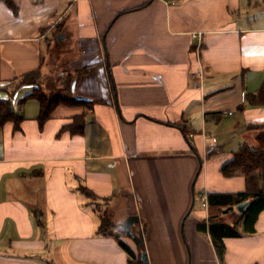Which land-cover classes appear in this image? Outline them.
<instances>
[{"label": "crops", "instance_id": "1", "mask_svg": "<svg viewBox=\"0 0 264 264\" xmlns=\"http://www.w3.org/2000/svg\"><path fill=\"white\" fill-rule=\"evenodd\" d=\"M32 71L83 102L41 126ZM0 100L23 116L0 125V264H129L97 234L103 205L139 216L150 264H264V209L223 262L196 229L264 131V0H0Z\"/></svg>", "mask_w": 264, "mask_h": 264}, {"label": "trees", "instance_id": "2", "mask_svg": "<svg viewBox=\"0 0 264 264\" xmlns=\"http://www.w3.org/2000/svg\"><path fill=\"white\" fill-rule=\"evenodd\" d=\"M38 74L39 71L27 73L20 78V83L35 85L32 92L25 96L22 101L27 98H34L39 102L40 108L37 118L41 126L58 105H75L83 102L61 91L46 93L37 80ZM22 119L23 116L12 108L10 101L0 100V125L10 120L18 128L19 121ZM84 127L85 114L82 113L64 124L60 132L68 130L71 133H82ZM259 128H264V125ZM256 139V148L242 145L234 150L231 159L221 166V171L226 176L242 173L245 177V188L237 192H209L207 194L208 218L196 222L197 231L209 235L219 262H223L224 259V238L254 233L256 219L264 209V131L260 132ZM241 203H246L243 211H239L237 208ZM228 213L230 216L226 217ZM135 228L134 226L133 229L135 230ZM97 234L113 236L126 251L129 264H143L141 259L142 247L135 242L139 249L138 255L123 240V236H130L120 229L119 224L111 218L108 211H102L100 214Z\"/></svg>", "mask_w": 264, "mask_h": 264}, {"label": "water", "instance_id": "3", "mask_svg": "<svg viewBox=\"0 0 264 264\" xmlns=\"http://www.w3.org/2000/svg\"><path fill=\"white\" fill-rule=\"evenodd\" d=\"M246 203H241L237 206L239 211H243ZM139 221L138 215H129L122 223L119 224V227L122 231L127 233L138 245L142 247L141 259L143 264H150L147 250L145 248V241L141 233H136L133 231V224Z\"/></svg>", "mask_w": 264, "mask_h": 264}, {"label": "rangeland", "instance_id": "4", "mask_svg": "<svg viewBox=\"0 0 264 264\" xmlns=\"http://www.w3.org/2000/svg\"><path fill=\"white\" fill-rule=\"evenodd\" d=\"M33 102L36 104L35 101H33ZM232 143L235 144L236 141H233ZM198 200H199V198L197 199V201H196L195 204H194V209H195V211L198 210V211H200L199 213H201V210H202V209H201V207H200V204H199ZM96 207H97V206H96ZM102 210H103V211H108V212H109V211H112V210H114V209H113V205H112V206L110 205L109 209H107V207L103 205ZM119 211H120V210H118V211L116 210L117 213H118ZM109 214H110V213H109ZM110 215H111V214H110ZM227 216H230V214L228 213V215H226V217H227ZM111 218H112V217H111ZM137 226H138V225H137ZM137 226H136V227H137ZM136 229H138V227H137ZM135 231H136V230H135ZM137 232H138V231H137ZM122 238H123V240H124V241H125L130 247H131V245L129 244V243L132 244L131 240H127V239H125V236H123ZM134 242H135V241H134ZM132 245L135 246L136 243H135V244H132ZM136 246H137V245H136ZM136 249H138V247H137ZM136 253L139 255V249L137 250Z\"/></svg>", "mask_w": 264, "mask_h": 264}, {"label": "built area", "instance_id": "5", "mask_svg": "<svg viewBox=\"0 0 264 264\" xmlns=\"http://www.w3.org/2000/svg\"><path fill=\"white\" fill-rule=\"evenodd\" d=\"M230 113V112H229Z\"/></svg>", "mask_w": 264, "mask_h": 264}]
</instances>
